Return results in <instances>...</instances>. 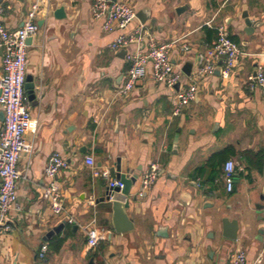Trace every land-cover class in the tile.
Returning <instances> with one entry per match:
<instances>
[{"label": "crops", "instance_id": "obj_1", "mask_svg": "<svg viewBox=\"0 0 264 264\" xmlns=\"http://www.w3.org/2000/svg\"><path fill=\"white\" fill-rule=\"evenodd\" d=\"M0 1L5 28L22 27L35 4L41 23L28 42L27 60L35 90L27 91L32 126L25 141L34 151L20 158L21 210L9 213V228L0 227V264H228L239 251L248 264H264V93L250 89L257 68L264 69V0H117L137 15L144 12L146 21L137 17L115 32L104 31V19H94L93 0ZM60 7L64 20L54 16ZM179 7L187 9L177 13ZM245 13L257 25L252 34L246 33ZM141 27L147 36L141 49H148V38L172 43V63L182 71L193 63L191 76L172 89L149 76L114 99L129 65L123 51L109 46ZM218 27L246 55L229 79L200 78V59L214 45ZM3 54L0 47V76ZM190 82L199 86L196 101L175 115L177 93ZM3 121L0 108V132ZM54 153L69 164L55 178L59 214L43 196L52 181L45 167ZM89 156L99 172H109L108 180L117 179L118 160L127 161L128 177L158 166L159 177L144 198L137 196L140 177L130 189L132 231H114L112 204L103 201L109 181L92 175ZM228 160L236 173L231 193L222 177ZM225 217L238 222L236 241L223 237ZM91 229L104 235L92 248Z\"/></svg>", "mask_w": 264, "mask_h": 264}, {"label": "built area", "instance_id": "obj_2", "mask_svg": "<svg viewBox=\"0 0 264 264\" xmlns=\"http://www.w3.org/2000/svg\"><path fill=\"white\" fill-rule=\"evenodd\" d=\"M37 10L38 4H35L29 13L27 22L18 29L9 30L0 24V47L4 50L3 73L0 76V108L4 116V126L0 132V227L5 228H9V213L12 210H21L17 196L20 158L22 154H31L34 151V145L25 141V135L32 126L31 104L25 84L28 68V42L40 31L37 23ZM92 11L94 19H104L103 29L107 32L124 31L133 21L137 20V11L129 3L123 1L93 0ZM217 30L218 36L214 45L200 59L202 64L197 76L200 78L214 76L217 67L220 66L219 61L222 60L220 77L227 80L246 53L240 44L230 38L224 27H218ZM146 38L145 30L141 27L134 33H123L111 42L109 47L113 52L127 49L125 60L129 65L124 86L115 92L114 99L129 95L149 76L153 82L162 83L171 89L183 83L185 73L177 69L171 60L172 43L158 44L154 39L148 38L146 45L148 49L144 50L141 49V45ZM132 45L137 46V49L129 51L128 48ZM183 50L186 52L189 48L185 46ZM253 80L250 89L260 87L264 93V69L262 67L257 68ZM198 90L199 86L195 82L188 84L184 90L177 93L179 106L174 111L175 115H179L183 108L196 101ZM49 159L44 174L52 181L45 188L43 196L49 202L53 213L59 214L63 209L62 195L55 178L65 172L69 164L57 153ZM86 163L91 168L94 177H102L105 180L110 178L109 172L97 170L93 157H87ZM158 171L157 165H151L145 170L139 180L138 197L146 196V191L159 177ZM222 173L226 190L233 192L236 176L234 161L228 160L224 164ZM108 181V187L124 188L121 181L117 179ZM101 238H104V235H101L98 230H89L88 246L90 248L97 246ZM40 251V257L44 258L47 246H42ZM228 264H248L246 253L236 252L229 258Z\"/></svg>", "mask_w": 264, "mask_h": 264}, {"label": "water", "instance_id": "obj_3", "mask_svg": "<svg viewBox=\"0 0 264 264\" xmlns=\"http://www.w3.org/2000/svg\"><path fill=\"white\" fill-rule=\"evenodd\" d=\"M117 1V0H113ZM1 3V1H0ZM185 7H179L177 13H181L184 11ZM54 16L58 20H64L67 18L66 11H64L63 7H60L54 11ZM144 12L138 13L137 17L142 20L143 23H145V19H143ZM244 20V25L246 26V33L252 34L257 27L256 24H254L252 21L249 20L248 14L245 13L242 17ZM41 26V23L39 24ZM30 42V41H29ZM123 54H127V50L123 51ZM220 66L217 67L216 73L217 75H221L222 67L221 65L222 60L219 61ZM193 63L187 62L185 66L183 67V72L187 76H191L192 70H193ZM256 76V75H255ZM26 90L30 93H33L35 90L33 79L27 78L26 81ZM116 171H117V180L121 181V183L124 185L123 189H120L118 187H107L105 194L106 197L103 199V201L111 202L112 206V223H113V229L118 234H125L129 231H132L134 229V222L130 218L129 213L127 212L130 207V189L131 187L137 183L138 178L140 177L137 174L132 175L131 177H128V166L127 161L124 162L123 160H118L116 165ZM136 199V198H134ZM261 200L264 201V192L261 197ZM263 207V206H260ZM61 227L55 228L51 233L49 234V237H52L55 235V233H59V229ZM222 228H223V237L227 238L232 241H236L238 239V222L236 220H229L227 217L222 219Z\"/></svg>", "mask_w": 264, "mask_h": 264}, {"label": "rangeland", "instance_id": "obj_4", "mask_svg": "<svg viewBox=\"0 0 264 264\" xmlns=\"http://www.w3.org/2000/svg\"><path fill=\"white\" fill-rule=\"evenodd\" d=\"M191 83V82H190Z\"/></svg>", "mask_w": 264, "mask_h": 264}, {"label": "trees", "instance_id": "obj_5", "mask_svg": "<svg viewBox=\"0 0 264 264\" xmlns=\"http://www.w3.org/2000/svg\"><path fill=\"white\" fill-rule=\"evenodd\" d=\"M235 41V40H234Z\"/></svg>", "mask_w": 264, "mask_h": 264}]
</instances>
